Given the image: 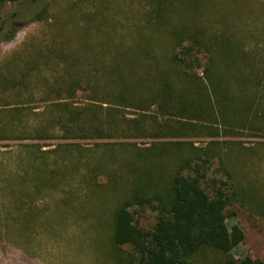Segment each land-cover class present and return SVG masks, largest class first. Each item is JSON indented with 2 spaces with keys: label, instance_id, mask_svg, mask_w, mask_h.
<instances>
[{
  "label": "rangeland",
  "instance_id": "rangeland-1",
  "mask_svg": "<svg viewBox=\"0 0 264 264\" xmlns=\"http://www.w3.org/2000/svg\"><path fill=\"white\" fill-rule=\"evenodd\" d=\"M190 1L0 6V33L18 23L0 36V264L124 263L128 248L112 241L114 210L147 181L143 172L165 188L193 150L207 159L202 186L211 193L216 179L228 197L226 225L243 233L231 255L264 260V0ZM37 6L41 19L9 16ZM177 20L236 44L242 61L235 72L218 63L216 78L244 124L214 111L207 85L196 88L207 99L186 90L184 77L183 110L169 114L173 98L149 105L158 74L175 73ZM195 71L205 81L202 67Z\"/></svg>",
  "mask_w": 264,
  "mask_h": 264
},
{
  "label": "trees",
  "instance_id": "trees-1",
  "mask_svg": "<svg viewBox=\"0 0 264 264\" xmlns=\"http://www.w3.org/2000/svg\"><path fill=\"white\" fill-rule=\"evenodd\" d=\"M22 1H30L32 5L37 0H0V6ZM189 3L192 2L189 0ZM18 9L9 16L28 14L30 11L29 14H32L34 19H41L45 12L44 7L38 6L24 8L22 11ZM163 16L162 13L160 17ZM3 20L5 18H0V32L4 28ZM17 24L11 25L4 33H0V36L11 37ZM170 35L174 38L175 52L170 60L175 65V73L168 71L169 73L158 74L162 77V82L159 89L149 95V105L156 102L159 107L164 97L173 98L175 106H171V109L174 111L169 114L176 113L183 110L178 100L180 91L195 89L199 92L195 97L207 99L209 94L204 96L200 90L207 85V90L214 96V111L221 117L227 116L240 125L244 124L236 117V110L227 106L230 96L223 90L224 86L220 87L221 83L224 85L221 78L220 81L216 78L221 77L217 73L218 63L229 65L235 72L234 67L242 61L236 44L228 42L226 37L222 39L216 32H207L204 23L196 21L191 24L177 20ZM200 67L205 81L200 79V83H197L193 77L195 70ZM182 77L186 78V90L182 87ZM235 80L237 81V77ZM245 82L244 79L243 83ZM166 94L169 96L166 97ZM239 106L240 104L235 107ZM140 108L145 109L146 105L143 104ZM184 108L186 109L185 106ZM160 112L165 114L162 110ZM87 120L85 123L89 125L97 122L90 117ZM157 125L162 129V125ZM170 134L177 136L181 135V132ZM191 155L184 160L180 171L170 177V182L165 188L159 189L151 181L150 174L143 172L147 181L137 185V189L114 210L112 241L128 248L127 258L125 257V262L121 264H264V260L248 255L239 258L231 255L232 249L242 240L243 233L238 228L228 229V197L222 186H217L216 179H211V193L202 186L205 177L202 165L206 164L207 159L198 155L195 150L191 151ZM150 184H153L152 191L149 190ZM144 211L153 214L151 222H140L139 216ZM205 252H211V256L206 258ZM198 255L203 258H198Z\"/></svg>",
  "mask_w": 264,
  "mask_h": 264
}]
</instances>
